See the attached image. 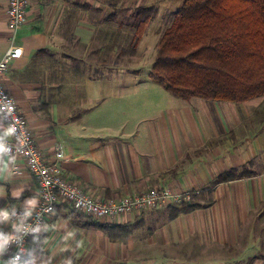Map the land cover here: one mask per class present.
I'll list each match as a JSON object with an SVG mask.
<instances>
[{
	"label": "crops",
	"instance_id": "crops-1",
	"mask_svg": "<svg viewBox=\"0 0 264 264\" xmlns=\"http://www.w3.org/2000/svg\"><path fill=\"white\" fill-rule=\"evenodd\" d=\"M7 2L0 0V60L11 45ZM180 4L29 0L26 22L13 41L22 54L9 62L3 84L43 158L54 160L55 146L61 145L64 175L96 198L163 187L191 196L208 189L221 172L249 161L253 174L216 184L199 196L210 195L211 204L172 219L166 209L93 217L125 226L126 233L87 224L84 215L61 202L28 242L22 262L62 264L71 257L72 264H264V124L256 134L231 140L223 136L229 130V110L223 107L176 103L171 121L165 113L152 119L142 113L155 103L149 74L143 76L137 66L148 60L143 41L150 29L151 36L158 35L164 15ZM148 5H156L158 13L134 44L133 11ZM117 64L131 66L118 70ZM170 122L176 129H169ZM9 171L0 179V208L24 209L32 198L38 204V184L24 159L16 157ZM69 232L75 237L68 238ZM214 253L225 257L216 261Z\"/></svg>",
	"mask_w": 264,
	"mask_h": 264
},
{
	"label": "trees",
	"instance_id": "trees-1",
	"mask_svg": "<svg viewBox=\"0 0 264 264\" xmlns=\"http://www.w3.org/2000/svg\"><path fill=\"white\" fill-rule=\"evenodd\" d=\"M157 13L156 5L134 9V44ZM169 23L158 39L148 73L153 81L185 100L199 97L244 103L264 96V0H182ZM252 174V161L225 170L208 189L192 191L189 200L167 206V214L172 219L207 206L212 200L201 202L199 196L211 192L218 183ZM72 210L84 215L87 224L105 231L127 232L125 226L100 223ZM37 239L39 243L40 237Z\"/></svg>",
	"mask_w": 264,
	"mask_h": 264
},
{
	"label": "built area",
	"instance_id": "built-area-1",
	"mask_svg": "<svg viewBox=\"0 0 264 264\" xmlns=\"http://www.w3.org/2000/svg\"><path fill=\"white\" fill-rule=\"evenodd\" d=\"M29 0H8L6 6L7 27L10 32L11 45L4 52L0 60V101L5 104L10 102L12 108L11 120L18 129L19 139L11 138L15 145L14 155L24 159L30 173L38 184L39 202L34 208L32 215L27 218L25 225L28 229L43 228L45 221L49 218L59 203H65L71 208L81 211L97 219L112 218L114 216L140 212L151 208H165L169 205L178 204L183 199H190V193H173L166 187L152 188L147 191L127 194L119 198H96L79 184L66 178L60 165L63 157V148L56 145L54 149L55 158L46 161L40 149L29 131L24 116L18 106L5 88L2 76L8 69L9 62L22 54V48L13 43L15 32L26 22V13ZM17 216H13L10 225L0 228V231L12 233V223L18 222L21 218L23 208H16ZM39 232L26 230L18 233L20 239L8 246L6 260L17 254L20 248L25 251L20 253L21 260L26 255L28 240Z\"/></svg>",
	"mask_w": 264,
	"mask_h": 264
},
{
	"label": "rangeland",
	"instance_id": "rangeland-1",
	"mask_svg": "<svg viewBox=\"0 0 264 264\" xmlns=\"http://www.w3.org/2000/svg\"><path fill=\"white\" fill-rule=\"evenodd\" d=\"M182 2V0H181ZM171 19L170 14L164 15V24L161 25V32H159L156 36L155 32L150 29L143 41L145 45L148 46V60L147 62L139 63L137 66L142 67L140 68L143 72V76H146L149 73V70L151 68L152 61L156 55L157 51V42L160 38L159 35L162 33L165 28L170 24L169 20ZM155 37V38H154ZM125 66H131L130 64H117L118 70L121 69V67ZM149 88L152 90V95H150V99H154L155 103H152L153 105H150L149 108L143 109L142 113L144 115H148L150 119L156 118L158 116L159 118L161 116H164L167 119L171 121L172 114V106L176 105V103H181L184 105L185 103L192 105L197 103H209L213 104L214 106L223 107L229 110V130L223 135L225 137L229 136V139H236L239 138V136H245L249 137L250 134L258 133L259 129H261L262 125L264 124V96L257 97L254 99H251L249 101H246L243 103H235V102H227V101H213L208 99H203L199 97H191L188 100H185L179 96H176L169 91L165 90L161 85L153 81L149 77ZM159 97V98H158ZM224 113V110H223ZM225 125V124H224ZM177 125H174L170 122V130L176 129ZM185 128V126H183ZM167 129V128H166ZM191 198V196H190ZM211 199L212 197L209 195L207 197L202 196L200 201L205 202L207 200ZM187 200V199H183ZM182 200V201H183ZM189 200V199H188ZM174 205V204H173ZM165 208H151V210H165ZM150 210V209H147ZM146 210L141 211L140 213L144 212ZM139 213V214H140ZM140 228L135 229V233L139 232ZM166 245V244H163ZM171 245V243L169 244ZM213 248H219V246H215ZM245 248L252 249L251 245H246ZM210 257V256H208ZM225 257V255L216 254L214 253L211 258L217 261V259H221Z\"/></svg>",
	"mask_w": 264,
	"mask_h": 264
},
{
	"label": "clouds",
	"instance_id": "clouds-1",
	"mask_svg": "<svg viewBox=\"0 0 264 264\" xmlns=\"http://www.w3.org/2000/svg\"><path fill=\"white\" fill-rule=\"evenodd\" d=\"M12 108L10 102L5 104L3 101H0V179H7L9 171V165L15 163L14 149L10 141L11 138L19 139L18 129L14 122L11 120ZM4 195L3 188H0V197ZM17 193L13 192V196L16 197ZM37 200L35 198L28 199L25 201V208L22 212L21 218L18 222L12 223V233H5L0 231V262L2 264H35L33 259L21 261L20 253L24 252L23 248H20L19 252L12 257L4 260L3 257L8 250L10 243L16 242L20 237L18 233L25 232L26 230H31L32 232H39V228L28 229L25 225V221L28 217L32 215ZM13 216H17V211L15 206L0 208V223L9 222ZM68 238H74L75 233L69 232L67 234ZM81 242L76 241V246L80 247ZM66 250L71 251V248L68 247ZM62 264H72V258L68 257Z\"/></svg>",
	"mask_w": 264,
	"mask_h": 264
}]
</instances>
